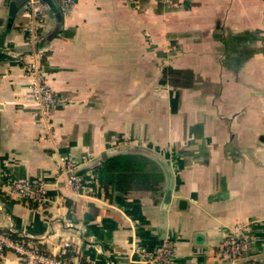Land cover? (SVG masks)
<instances>
[{"label":"crops","instance_id":"0c3cea01","mask_svg":"<svg viewBox=\"0 0 264 264\" xmlns=\"http://www.w3.org/2000/svg\"><path fill=\"white\" fill-rule=\"evenodd\" d=\"M0 0V231L69 264H139L134 245H175L173 264H237L224 234L248 225L264 264V0L46 4L30 44L23 6ZM34 67L58 99L43 115ZM178 83H175V78ZM159 154L161 192L125 198L96 168L75 190L63 161L117 145ZM14 181L43 183L31 207ZM169 201L163 204L166 192ZM180 201L185 203L179 208ZM3 264H23L6 250ZM239 264V263H238Z\"/></svg>","mask_w":264,"mask_h":264},{"label":"built area","instance_id":"2783aa9c","mask_svg":"<svg viewBox=\"0 0 264 264\" xmlns=\"http://www.w3.org/2000/svg\"><path fill=\"white\" fill-rule=\"evenodd\" d=\"M58 9L65 13L73 4V0H52ZM165 1V0H163ZM47 10L46 4L42 0H28L23 5V16L29 21L22 31L30 44L37 40V32L43 27V18ZM34 77L32 96L43 115H47L50 109L55 108L58 99L52 90L42 80L41 73L34 67L29 70ZM81 163L63 161L61 165L62 173L68 174L67 181L75 190L80 188L81 179L78 174H73L75 167ZM10 195L22 199H30L40 202L45 195L44 185L41 182L29 184L26 182L14 181L11 183ZM248 231V225H240L227 234H224L219 245L220 257L232 263L239 264H259L248 256L251 251L252 242ZM135 253L139 257V264H173L175 256V245L169 240H164L154 251L147 250L135 243ZM6 250H12L18 254L23 264H69L61 259H55L38 251L34 246H29L21 240H13L10 235L0 231V264Z\"/></svg>","mask_w":264,"mask_h":264},{"label":"trees","instance_id":"16d2710c","mask_svg":"<svg viewBox=\"0 0 264 264\" xmlns=\"http://www.w3.org/2000/svg\"><path fill=\"white\" fill-rule=\"evenodd\" d=\"M175 83H178L176 81ZM94 171H98L105 180V190L117 191L125 198L149 194L152 197L158 195L162 189L163 175L158 165L151 159L142 155L128 153L107 158ZM31 207H35V202L24 199ZM13 240L15 238L10 234Z\"/></svg>","mask_w":264,"mask_h":264},{"label":"water","instance_id":"95a60500","mask_svg":"<svg viewBox=\"0 0 264 264\" xmlns=\"http://www.w3.org/2000/svg\"><path fill=\"white\" fill-rule=\"evenodd\" d=\"M28 0H10L8 2V16L9 20L11 21L18 9L22 7ZM44 3L55 6L54 2L52 0H42ZM130 154V153H139L146 155L155 161L159 162L162 167L164 168L165 172L168 174V168L165 165L164 159L157 153L147 149L143 148L137 145H130V144H124V145H117L116 147H112L108 149L99 159H96L94 161L86 162L83 164L78 165L77 167L74 168L73 174H78L80 171L84 169H91L99 166L102 162H104L107 158L115 156V155H120V154ZM170 197V190H168L165 194V197L163 199V204L166 205L169 201ZM185 207V203L183 201H180L179 203V208L183 209Z\"/></svg>","mask_w":264,"mask_h":264}]
</instances>
